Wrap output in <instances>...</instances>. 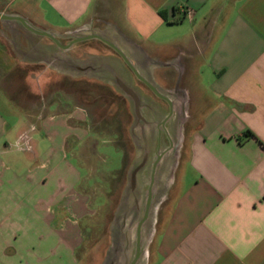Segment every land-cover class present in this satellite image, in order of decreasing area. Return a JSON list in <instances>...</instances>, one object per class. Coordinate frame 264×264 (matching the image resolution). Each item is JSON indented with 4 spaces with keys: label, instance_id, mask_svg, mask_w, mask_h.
Wrapping results in <instances>:
<instances>
[{
    "label": "crops",
    "instance_id": "0c3cea01",
    "mask_svg": "<svg viewBox=\"0 0 264 264\" xmlns=\"http://www.w3.org/2000/svg\"><path fill=\"white\" fill-rule=\"evenodd\" d=\"M0 14L57 40L96 16L124 55L139 50L160 65L167 101L157 96L156 108L182 125L176 192L157 209L147 264H264V0H0ZM57 49L0 21V264H76L103 197L79 161L96 141L84 106L65 99L59 111L50 102L26 113L8 97L24 87L28 102H42ZM26 67L33 74L15 79ZM146 108L139 119L153 124L159 111Z\"/></svg>",
    "mask_w": 264,
    "mask_h": 264
},
{
    "label": "rangeland",
    "instance_id": "374dc122",
    "mask_svg": "<svg viewBox=\"0 0 264 264\" xmlns=\"http://www.w3.org/2000/svg\"><path fill=\"white\" fill-rule=\"evenodd\" d=\"M105 26L93 16L83 31L62 33L64 37L57 41L64 46L79 37L99 35L122 54L129 53L126 45L116 41L104 29ZM133 52L134 55H123L138 75L160 94L165 89L157 87L160 65L155 57L147 62V57L139 50ZM56 55L59 59L47 63L49 69L44 73V82L38 91L37 99L40 96L42 102L36 105L31 102L32 98L31 103L28 102L24 87L18 88L16 95L8 97L19 99L21 103L17 106L26 113H41L46 111L40 109L44 103L58 102L53 108L56 112L64 109L62 103L68 99L84 106L88 114V126L96 141L85 144L79 161L93 169L96 183L91 184L92 192L103 197L95 201L96 212L84 233L83 243L76 251V264H131L137 251L139 257L135 264H147L157 209H163L176 192L172 169L177 161L182 121H164L167 108L165 112L157 110L160 99L136 79L123 59L102 41L89 39L78 42L69 51L57 49ZM32 70V67L21 69L16 72L15 79L23 80L24 76L33 74ZM36 70V75L41 73L39 68ZM175 73L178 75L172 68L169 74L173 77ZM124 86L134 91L138 113L146 111V106L159 111L153 124H142L136 113L135 101L124 91ZM0 91L6 92L3 87ZM136 131L140 136L135 134ZM149 197L150 207L144 219Z\"/></svg>",
    "mask_w": 264,
    "mask_h": 264
},
{
    "label": "water",
    "instance_id": "95a60500",
    "mask_svg": "<svg viewBox=\"0 0 264 264\" xmlns=\"http://www.w3.org/2000/svg\"><path fill=\"white\" fill-rule=\"evenodd\" d=\"M0 21H15V22H18L25 29H27L28 31H30L31 33L36 34V35H40V36L47 37V38L51 39L52 41H54V43H56V45H58L60 48H63V49H67V48H69L70 46H72L75 43L82 42V41L89 40V39H97V40H100L103 43H105L106 45L112 47L123 58V60L133 69V71L136 74V76L138 77V79H140L141 81H143L152 90V92L156 96H158L161 99H164L165 101H167L166 97H164L163 95H160L156 91V89L150 83H148L147 81H145L142 77H140L138 75V73L130 65V63L128 62V60L126 59V57L121 53L120 50H118L112 43L108 42L106 39H104L103 37H101L99 35H87V36H84V37H79V38H76L73 41H71L69 44L62 46V45H60L58 43L56 37L53 34H51L49 32H46V31H40L38 29H35L31 25H29L23 18H21L19 16L9 15V14H0ZM123 89H124V91L126 93H128L129 95H131L133 97V99L135 101V106H136V113L138 114V108H137L138 107V101H137V98L135 96L134 91L132 89L128 88V87H125V86L123 87ZM132 178H134V177H132ZM149 207H150V197H149V199L147 200V203H146V209H145L144 219H146V217H147ZM138 257H139V251L136 252L135 258L133 259V261H132L131 264H135L136 261H137V259H138Z\"/></svg>",
    "mask_w": 264,
    "mask_h": 264
},
{
    "label": "flooded vegetation",
    "instance_id": "af4514ba",
    "mask_svg": "<svg viewBox=\"0 0 264 264\" xmlns=\"http://www.w3.org/2000/svg\"><path fill=\"white\" fill-rule=\"evenodd\" d=\"M112 48V47H111ZM113 49V48H112ZM114 50V49H113ZM115 51V50H114ZM116 52V51H115ZM117 53V52H116ZM118 54V53H117ZM119 55V54H118ZM120 56V55H119ZM121 57V56H120ZM122 58V57H121ZM123 59V58H122ZM123 62L125 63V66H127L128 70L130 71V73L136 78L138 79V77L136 76V74L134 73L133 69L123 60ZM131 65V64H130ZM134 68V67H133ZM135 69V68H134ZM135 71L137 72V70L135 69ZM145 81H147L144 77H142ZM139 81H141L140 79H138ZM150 91H152L143 81H141ZM148 82V81H147ZM127 86V85H126ZM129 88V87H128ZM169 106V110L168 113L170 112V105Z\"/></svg>",
    "mask_w": 264,
    "mask_h": 264
}]
</instances>
